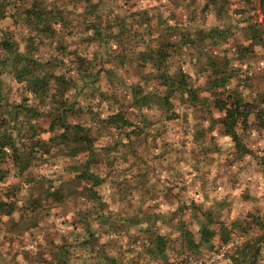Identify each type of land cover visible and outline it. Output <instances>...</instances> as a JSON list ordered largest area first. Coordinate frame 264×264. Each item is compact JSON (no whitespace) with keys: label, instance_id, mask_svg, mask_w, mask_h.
Listing matches in <instances>:
<instances>
[{"label":"rangeland","instance_id":"rangeland-1","mask_svg":"<svg viewBox=\"0 0 264 264\" xmlns=\"http://www.w3.org/2000/svg\"><path fill=\"white\" fill-rule=\"evenodd\" d=\"M263 2L0 0V135L21 158L0 145V264H236L245 241L257 253L238 264H264ZM157 50L183 94L161 84ZM24 65L55 76L46 91ZM227 94L253 110L242 154L213 106ZM84 162L112 222L92 212Z\"/></svg>","mask_w":264,"mask_h":264},{"label":"trees","instance_id":"trees-1","mask_svg":"<svg viewBox=\"0 0 264 264\" xmlns=\"http://www.w3.org/2000/svg\"><path fill=\"white\" fill-rule=\"evenodd\" d=\"M35 16L41 19V16H39L37 12L35 13ZM3 44L8 45L10 43L7 40H5ZM21 57L23 56L18 55L15 60L17 62H22ZM165 58H166V54L165 52L161 50H157L155 52V56L153 57V59L157 62V71L159 73V77L162 79L161 84L166 87L169 95L172 94L174 91H178L180 94H183L184 87H186L187 85L186 83L187 75L184 76V72L180 71L179 72L180 76L179 78L177 77V79L171 76H168L163 66ZM33 63L36 69L41 68L43 66L36 61ZM19 72L21 73L20 75L25 76L26 79L32 83L33 89H34L33 91H35V93H37L39 89L43 90L47 88L45 85L46 83L45 80L47 79V77H50V78L55 77L54 75L50 74L48 70L43 69V68H42V72L37 73L35 71L34 74L33 73L30 74L29 71L27 72L26 65L20 67ZM220 73H222L221 76H218L217 78H214L212 80L213 87L225 86L228 78L232 74L231 70H221ZM29 76H33V77H29ZM28 77L31 78V81L28 79ZM43 91H46V90H43ZM138 99L142 103H146L148 101V98L145 95H140ZM212 102H213V106H215L216 109H218L222 113V116L218 118V122L221 124L223 128V133L231 138L232 142L235 144V148L237 152L241 154L244 153L243 149L245 147L243 145V141H241V138L236 131V128L238 125H242L243 126L242 128H244L247 122L249 113L253 111L251 108V104L248 102H244L243 99L239 95H236V94L234 96H232L231 94H227L224 98L216 97L215 99H213ZM1 107L2 106H1V93H0V116H1ZM31 112L32 110H28V113H31ZM35 115L39 117L38 114H35ZM255 115L257 116L258 120L264 121V119H262V115L258 114V111H256ZM65 125L66 127H68L67 124ZM71 130L73 131L74 136L76 135V137H71L72 139H75V142L81 141V143H85V145L88 143L87 150L89 151V154H88L86 161H91L92 159H94V156L96 155V153H94L93 149L91 150V146H90L91 144H90V140L88 136L85 134H82L78 125L77 126L71 125ZM12 141L13 139L11 135H7V134L0 135V145L8 146L9 149H13L14 150L13 154L15 155V158H14L15 161L20 162L21 158L19 154L16 153L17 147H14V144L12 143ZM22 165L25 167V164L22 163ZM78 176L82 181H84L88 185V188L86 189V196L88 199L91 198L93 200V201L91 200L93 202L91 209H92V212L96 215V217L99 218L98 219L99 222L102 224H106V223L114 221V220H109V218L114 219V216L110 215L111 213L106 212L105 205L103 202L104 201L103 197L100 195V192L97 189V187L100 185L103 179L102 176L99 173L90 171V169L87 166V162H84L83 164H81V166H79ZM208 221H210V218H208ZM209 233L210 232L207 228L205 229L203 228L202 233L200 234L201 239L203 241H208ZM235 248L236 250H240V251H236L235 252L236 256H233L234 255L233 254L230 256L231 257L230 259L236 264H238L240 260V256L243 262L247 256L251 257L252 255H255V252L258 249L256 245L255 246L249 245L248 241H245L243 243V246L240 247L241 249L238 248V246H236Z\"/></svg>","mask_w":264,"mask_h":264}]
</instances>
